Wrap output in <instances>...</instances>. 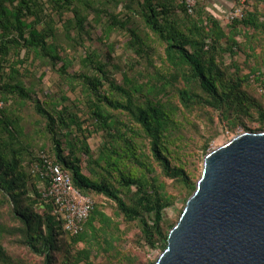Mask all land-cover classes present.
<instances>
[{
  "label": "trees",
  "instance_id": "16d2710c",
  "mask_svg": "<svg viewBox=\"0 0 264 264\" xmlns=\"http://www.w3.org/2000/svg\"><path fill=\"white\" fill-rule=\"evenodd\" d=\"M204 1L188 12L185 0H0V264H30L26 259L33 256L41 260L36 264H142L137 250L124 251L116 241L129 240L137 249L166 246L176 222L166 224L164 212L178 195L186 203L197 182L170 159L168 135L177 111L197 112L198 118L210 121L216 115L232 128L252 106L264 108L249 91L254 82L264 85V72L253 69L242 74L234 60L243 29H253V38L264 33V14L257 9L264 0H252V10L244 8L242 17L225 25ZM120 4L122 17L111 12ZM66 11L72 18L64 20L62 28L77 45H83L91 29L100 27L109 63L119 44L111 34L127 36L122 45L133 56L125 62L121 82L111 78L108 64L90 48L82 59L86 71L67 72L70 62L60 55L53 17L59 20ZM154 41L164 47L162 67L156 65ZM36 60L51 67L63 61L59 73L71 89L75 83L82 88L80 99L68 102L64 95L59 101L50 95L48 103L37 99L34 84L26 87L24 81ZM83 98L94 129L104 137L97 153L87 143L91 131L83 127L86 121L70 110ZM25 106L35 118V131L37 123L48 134L49 150L41 146L34 154L21 140L30 119L24 116ZM262 109L263 126L258 131L264 130ZM24 153L29 156V170L23 165ZM41 153L93 200L75 235L64 230L61 215L53 213L52 201L41 194L48 182L32 171L41 162ZM106 223L117 234L111 233L114 241H106L107 247L98 246L94 261L88 232L94 235ZM19 248L27 252H16Z\"/></svg>",
  "mask_w": 264,
  "mask_h": 264
},
{
  "label": "rangeland",
  "instance_id": "374dc122",
  "mask_svg": "<svg viewBox=\"0 0 264 264\" xmlns=\"http://www.w3.org/2000/svg\"><path fill=\"white\" fill-rule=\"evenodd\" d=\"M180 1L181 0H177V2ZM187 1H190L195 5L198 3V1L203 3L204 0H185V2ZM204 4L206 5L208 11L221 20L223 25L226 23V14L231 9L241 7L239 5H242L243 10L244 8L252 10L255 6V3L252 0H205ZM257 9L262 15L264 14V4L261 3L257 5ZM47 12H50V10H47ZM111 12L118 14L119 17H122V13L125 11H123L122 5L120 4L118 7L112 9ZM53 17L55 20V27L58 30L56 32L57 43L62 47L60 55L70 62L67 67L68 73L86 71L84 69L82 59L87 53V50L90 48L97 52L99 59L102 62L108 64V69L110 73H112L111 78H113L117 83L121 82L122 70L125 68V62H128V58L133 56L131 51H127L125 48H123L122 44L127 40V36L125 34L117 31L111 34L112 39H117L119 44L116 45V50L113 52V62L109 63V59L107 58V49L104 45V38H102V33L99 26L95 29H91L90 34L84 36L83 45H77L74 43L73 38L66 36V31L62 28L63 21L72 18L71 13L66 11L62 18H60L62 21L60 19L58 20L57 15H53ZM70 32L72 34L74 33L72 30ZM254 33L255 31L253 29H243L242 33L237 37L240 51L234 56V60L239 66L242 74H248L253 69L264 72V33H257V36L253 38L252 35H254ZM151 44L157 46V54L154 56V58L156 65L162 67L164 47L157 41L151 42ZM226 57L227 58L225 61L231 63L230 57ZM63 63V61L57 62L55 67L44 65L39 60H36L35 63H33L32 67L30 68L31 74L26 76L27 78L25 77L24 81L26 87H29L31 83L34 84L35 97L40 99V101L48 103V96L50 95H54L57 101L60 100L61 95L66 96L68 98V102H76L78 101V97L80 99L82 88L78 86L77 83H75V88L71 89L70 85L67 84L62 75L59 73V69ZM115 65L118 67H115ZM230 71L233 72L234 68H230ZM249 91L253 92L259 102L264 106V85L262 83L258 84L254 82L252 84V88H250ZM32 96L34 97V95ZM63 104L67 105L68 103L64 102ZM83 104L85 105L84 98L81 99V102L77 108L75 107L70 110H74L81 119L86 121L83 124V127L91 131V133L87 136V143L92 152L97 153L99 146L104 141V137L102 131L94 129V125L92 123L94 121L91 119L90 114L85 111ZM260 109L262 108L252 106L248 110V114L242 116V122H238L236 126L230 128L226 122L221 124L216 115L213 116V121L207 119L202 120L201 118L197 117V112L191 114L185 111L183 108H180V110H178L176 113L175 122L171 129V133L168 135V140L170 141V148L172 151L170 154L172 164L183 167V169L189 174L190 179L194 182L197 181L201 175L203 159L208 152L220 145L225 144L236 134L246 131L257 132L262 128L263 123L259 117ZM262 110L264 111V108ZM23 113L24 116L28 115L27 117L30 119H27L28 123L26 124L24 131V133L27 135L25 134V136H22L21 140L25 141L29 145V151L34 154L39 151L41 146H45V148L49 150L51 142L48 134L43 130H40L37 123L35 131V125L33 122L35 118L31 117L30 109L27 106L23 108ZM119 119L125 122L127 121V118L124 114H120ZM36 120L38 119L36 118ZM86 133L87 132H85V134ZM73 134L79 135V133L75 131ZM81 136L82 134L79 135V138H81ZM205 145H207V147H205ZM145 150L146 153H148L146 148ZM23 156L25 158L23 165L25 166L26 170H29L30 165L29 163L27 164L29 156L27 153H24ZM81 157L82 170L87 173L85 162L86 156L81 153ZM166 182L167 184H170L169 180ZM184 205L185 202L183 197L178 195L174 203L164 212L165 223L174 224L177 222ZM106 208H102V211L107 213ZM111 233L114 235L117 234L114 228L107 223L106 225H103L94 235L90 231L88 232V250L92 260L97 261V248L99 245L107 247L106 241L111 243L114 241ZM117 244L118 246L120 244L119 248L124 251H131L133 249L137 250L139 253L137 260H139L142 264H146L148 260L157 259L159 254L165 248L161 245L155 249L149 248L147 246L137 249L129 240H124L120 243L119 241H116V245ZM15 251L20 252V254H25V252H27L24 248H19ZM26 260H28L30 264H36L38 261H41L37 256H33ZM79 264L84 263L81 262Z\"/></svg>",
  "mask_w": 264,
  "mask_h": 264
},
{
  "label": "water",
  "instance_id": "95a60500",
  "mask_svg": "<svg viewBox=\"0 0 264 264\" xmlns=\"http://www.w3.org/2000/svg\"><path fill=\"white\" fill-rule=\"evenodd\" d=\"M150 264H264V130L208 152L194 192Z\"/></svg>",
  "mask_w": 264,
  "mask_h": 264
},
{
  "label": "built area",
  "instance_id": "2783aa9c",
  "mask_svg": "<svg viewBox=\"0 0 264 264\" xmlns=\"http://www.w3.org/2000/svg\"><path fill=\"white\" fill-rule=\"evenodd\" d=\"M188 12H192L194 3L187 1ZM242 7L231 9L226 14V21L242 17ZM40 163H35L32 171L46 178L47 184L41 194L53 203V213L61 215L63 228L70 235L79 233L83 221L93 208V200L81 194L71 183L69 174L47 155L40 154Z\"/></svg>",
  "mask_w": 264,
  "mask_h": 264
}]
</instances>
